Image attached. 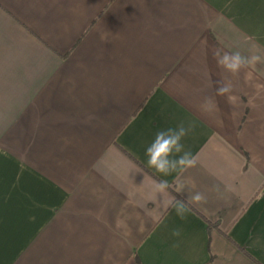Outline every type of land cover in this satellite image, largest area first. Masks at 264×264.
Segmentation results:
<instances>
[{
	"label": "crops",
	"instance_id": "0c3cea01",
	"mask_svg": "<svg viewBox=\"0 0 264 264\" xmlns=\"http://www.w3.org/2000/svg\"><path fill=\"white\" fill-rule=\"evenodd\" d=\"M0 264H264V0H0Z\"/></svg>",
	"mask_w": 264,
	"mask_h": 264
}]
</instances>
